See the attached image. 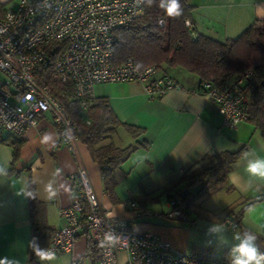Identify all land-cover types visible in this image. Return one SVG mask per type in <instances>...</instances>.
Masks as SVG:
<instances>
[{"label": "crops", "instance_id": "crops-1", "mask_svg": "<svg viewBox=\"0 0 264 264\" xmlns=\"http://www.w3.org/2000/svg\"><path fill=\"white\" fill-rule=\"evenodd\" d=\"M16 1L0 0V4L5 8ZM188 1L192 5L193 32L219 40L235 39L257 19L264 18V0ZM181 69L178 75H171L180 87L160 98H151L133 81L95 85L94 95L107 99L120 122L144 128L136 136L120 128L116 135L119 144L134 145L136 141L146 140L145 147L137 148L112 171L109 189L104 186L100 166L83 142L79 140L76 144V153L59 142L50 114L39 116L36 124L22 135L7 132L10 139L19 138V141L10 144L9 139L8 143H0V162H5L8 168L6 176L0 175V257L15 256L21 264H39L27 247L32 228L26 184L28 181L34 184L36 197L44 205L45 224L53 230L66 223L59 212L71 203V176L80 167L86 170L100 205L113 217L130 221L131 229L137 232L156 234L185 253L199 255L208 251L213 258L227 259L231 246L239 243L235 237L247 228L257 232L258 243L264 250V229L260 227L264 224V182L253 179L252 190L241 192L228 180L233 172L239 175L241 184L250 179L247 163L264 158V138L248 121L240 122L235 128L224 126L216 106L198 90V77ZM45 136L49 137L47 141ZM16 145L18 155L14 158ZM243 145L244 152L214 193L228 195L222 205L200 212L198 198L186 208L184 219L167 216L169 194L185 189L180 179L184 173L202 164L207 154L235 152ZM118 182L123 183L126 198L120 195ZM158 193H165L168 210L152 214L146 206L149 201L158 200ZM128 200H133L135 206L127 204ZM230 208L239 215L235 231L222 220L232 217V213L228 214ZM249 208H254L255 214H250ZM214 225L222 230L209 232L208 228ZM86 247V237L81 235L69 252L57 255L51 264H72L74 260L78 264H92ZM117 264H126L123 252L118 253Z\"/></svg>", "mask_w": 264, "mask_h": 264}, {"label": "built area", "instance_id": "built-area-1", "mask_svg": "<svg viewBox=\"0 0 264 264\" xmlns=\"http://www.w3.org/2000/svg\"><path fill=\"white\" fill-rule=\"evenodd\" d=\"M51 7H37L43 0H17L0 13V129L16 135L36 124L44 113L51 116L59 142L76 153L78 137L64 103L52 92L39 72L50 71L51 81L71 87L82 110L89 107L94 87L100 83L137 82L151 98H160L180 86L157 65L137 67L132 60L113 65L116 31L144 12L134 0H49ZM164 20L158 19L163 25ZM186 24L189 25L188 21ZM242 79L220 90L205 84L204 94L222 115L223 125L235 128L247 121V96L240 90ZM13 86V88L11 87ZM61 90V98L66 96ZM71 130V132H67ZM71 203L62 208L65 225L56 228L47 247L57 255L69 252L79 233L96 244L95 264H117L118 253L126 264H228L226 258H207L174 248L156 234L137 232L130 221L113 217L99 203L83 167L71 176ZM134 207L133 200L126 201ZM170 218L186 217L181 196L168 201ZM223 223L232 227L231 218ZM116 237L114 244L102 243ZM72 264H78L76 260Z\"/></svg>", "mask_w": 264, "mask_h": 264}, {"label": "trees", "instance_id": "trees-1", "mask_svg": "<svg viewBox=\"0 0 264 264\" xmlns=\"http://www.w3.org/2000/svg\"><path fill=\"white\" fill-rule=\"evenodd\" d=\"M158 3L159 0H156L151 7L144 4L142 15L116 31L112 64L120 65L132 60L140 68L155 64L165 72L167 71L162 65L180 66L198 77V90L202 93L206 90L205 84L223 90L241 78L239 87L247 96V121L259 129L264 138V18L257 19L235 39L219 40L193 32L190 20L192 5L188 0H181L184 11L177 19L168 18L158 7ZM3 9V4H0V13ZM159 18L164 20L163 25L158 24ZM39 74L40 81L48 82L52 92L64 103L75 125L74 134L87 146L91 157L100 166L104 186L109 189L113 182L112 171L129 159L137 148L146 146V140L136 141L134 145L122 146L115 143L118 130L123 128L136 136L142 134L144 128L120 122L105 97L94 96L89 107L82 110L71 87L51 81V73L47 69L41 70ZM61 90L67 93L64 98L59 95ZM8 133L0 129V143L10 139ZM16 140L19 141V138H11L8 142L13 144ZM244 150L245 145L235 152L207 154L202 164L184 173L180 179L184 182L186 193L181 198L186 208L194 200L218 191L226 181L232 164ZM17 155L18 145L13 147L14 158ZM180 192L175 190V193L169 194V199L180 196ZM26 196L31 238L38 237L41 246L47 247L55 229L51 230L45 224L44 205L37 199L35 186L31 181L26 184ZM229 213H232L231 229L235 231L239 215L233 214L232 208L228 210ZM81 235L86 237V255L95 264L99 256L98 248L86 233L81 232L77 237ZM199 255L211 258L208 251ZM32 256L35 257L34 254Z\"/></svg>", "mask_w": 264, "mask_h": 264}, {"label": "clouds", "instance_id": "clouds-1", "mask_svg": "<svg viewBox=\"0 0 264 264\" xmlns=\"http://www.w3.org/2000/svg\"><path fill=\"white\" fill-rule=\"evenodd\" d=\"M156 0H134L135 5L146 4L151 7ZM37 7H51L49 0H43V4H38ZM158 7L164 11V14L170 19H177L183 15V5L181 0H159ZM139 67V65H137ZM67 132H71L68 130ZM48 136L44 137L47 141ZM250 152V151H249ZM246 172L250 179L245 183H239V175L237 173H231L228 176V180L241 192L252 190L253 179L256 181L264 182V158H257L255 160H249L246 166ZM8 174L7 164L0 162V175L6 176ZM55 195V193H51ZM250 214H255L254 208H249ZM260 227L264 229V224ZM221 227L214 225L208 228L209 232L215 233L221 231ZM239 240L238 244L231 246L227 259L229 264H264V250L260 247L258 240L259 236L256 231L250 229H243V231L235 237ZM116 237L112 234H108L105 237V241L102 243L114 244ZM27 247L34 254L39 264H51V262L57 260V252L53 248L42 247L39 238L33 236L28 242ZM0 264H21V260L15 256L0 257Z\"/></svg>", "mask_w": 264, "mask_h": 264}, {"label": "rangeland", "instance_id": "rangeland-1", "mask_svg": "<svg viewBox=\"0 0 264 264\" xmlns=\"http://www.w3.org/2000/svg\"><path fill=\"white\" fill-rule=\"evenodd\" d=\"M163 69H165L170 75H178V72L182 71L180 66H167V65H162ZM0 79L4 80L5 76L0 72ZM13 88V86H11ZM115 143L119 144V140L117 138H115ZM121 181V180H120ZM119 184V191H120V195H122V197L126 198L127 197V192L126 189L123 185V183L118 182ZM228 195H225V193L221 192V193H217L214 195H211L209 197H201L200 201L198 205H200V209H198L200 212L206 211L208 209V207H218L220 205H222V203H224L227 200ZM156 198H158V200L156 199L155 201H149L147 203L148 209L152 212V214H162V213H166L165 211L168 210V207L166 206V195L165 193H158L156 195ZM128 199V198H127ZM202 207V208H201ZM162 211V212H161ZM192 213H195L192 209ZM162 216V215H161Z\"/></svg>", "mask_w": 264, "mask_h": 264}, {"label": "water", "instance_id": "water-1", "mask_svg": "<svg viewBox=\"0 0 264 264\" xmlns=\"http://www.w3.org/2000/svg\"><path fill=\"white\" fill-rule=\"evenodd\" d=\"M186 193V189H184L181 193L180 196H183Z\"/></svg>", "mask_w": 264, "mask_h": 264}]
</instances>
